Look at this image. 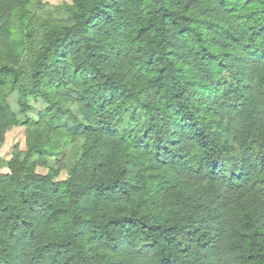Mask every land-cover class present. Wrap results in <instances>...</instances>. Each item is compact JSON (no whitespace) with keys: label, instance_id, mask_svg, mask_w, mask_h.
I'll use <instances>...</instances> for the list:
<instances>
[{"label":"trees","instance_id":"obj_1","mask_svg":"<svg viewBox=\"0 0 264 264\" xmlns=\"http://www.w3.org/2000/svg\"><path fill=\"white\" fill-rule=\"evenodd\" d=\"M32 3L0 0V149L35 130L0 264H264V0Z\"/></svg>","mask_w":264,"mask_h":264},{"label":"rangeland","instance_id":"obj_2","mask_svg":"<svg viewBox=\"0 0 264 264\" xmlns=\"http://www.w3.org/2000/svg\"><path fill=\"white\" fill-rule=\"evenodd\" d=\"M71 3V0H33V6H36V9L41 12H48L52 11L55 17V14L59 18H64V13L66 12V9L68 10V4ZM39 7V8H37ZM58 10H55V9ZM9 103L11 104V107L14 112L20 113V104H19V95L18 93H15L14 95H11L9 97ZM30 104L32 105L31 111L29 113V117L33 119H38V114L40 111L46 108V101L44 104L43 100H35L34 98L30 99ZM74 111V110H72ZM23 120H25V117H21ZM35 130H29L27 126H14L9 128L5 132L4 137V143L0 149V157L4 163L3 165V171L6 173H10L9 171V164L12 160L15 153L18 151L27 152L31 148L32 145V138L29 136L30 132H33ZM39 155H36L33 158V163L39 161ZM48 170L45 168L38 166L36 168V172L38 174L44 175L47 173ZM68 166L66 168H63V170L60 172L57 180H64L68 177Z\"/></svg>","mask_w":264,"mask_h":264}]
</instances>
